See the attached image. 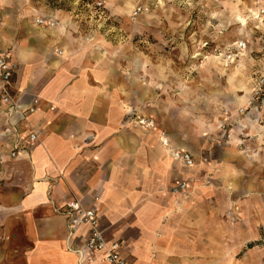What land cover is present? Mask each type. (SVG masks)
Returning a JSON list of instances; mask_svg holds the SVG:
<instances>
[{
    "label": "crops",
    "instance_id": "0c3cea01",
    "mask_svg": "<svg viewBox=\"0 0 264 264\" xmlns=\"http://www.w3.org/2000/svg\"><path fill=\"white\" fill-rule=\"evenodd\" d=\"M94 8L98 25L79 17L81 8L0 0V53L8 51L17 64L12 89L18 104L39 101L27 118L41 130L40 141L28 145L26 123L0 115V264H109L102 253L90 263L81 258L88 227L71 233L60 214L72 198L96 210L105 239L118 244L125 264H235L237 251L258 239L264 226L262 156L259 165L241 163L237 150L227 148L225 162L200 178L199 166L175 161L157 130L133 120L153 118L172 148L198 160L203 140L224 117L221 111L238 104L239 79L229 82L227 76L235 67L250 75L256 61L251 48L227 66L221 63L224 71L215 60L201 71L192 61L194 72L185 71L179 60L202 52V43L226 53L236 41L227 44L218 32L189 43L184 30L165 37L167 50L149 44L141 57L137 40L128 50L107 39L100 28L108 19L106 5ZM37 17L44 22L37 24ZM151 25L156 38L157 24ZM131 27L134 37L136 22ZM226 70L224 82L220 74ZM206 71L215 76L211 82ZM11 133L24 146L14 156ZM193 171L189 186L201 188L171 193L173 181ZM259 249L247 247L240 263L252 264L249 252Z\"/></svg>",
    "mask_w": 264,
    "mask_h": 264
},
{
    "label": "rangeland",
    "instance_id": "374dc122",
    "mask_svg": "<svg viewBox=\"0 0 264 264\" xmlns=\"http://www.w3.org/2000/svg\"><path fill=\"white\" fill-rule=\"evenodd\" d=\"M29 1L37 4V6L42 5L44 8H81L84 11L82 10L80 12L79 17L92 20V25H98V23H101L98 21H93L95 20L94 4L98 0ZM101 1L104 5H106V14L108 16V19H106L102 23L100 28L108 31L107 39H109L112 43H116L119 41L122 42L123 46H125V49L128 50H131V40H137L141 57L142 53H147V51L149 50V44L153 46L154 43H156L157 50L161 52H163L164 49L167 50L168 48L165 45L167 44V41L165 40V37L179 35L177 33L184 30L186 31L185 34L187 35V40L189 41V43L191 41V37L193 38L199 36V38H209V35L217 34L218 32L220 38H222L221 40H226L224 42H227V44L229 41H236L235 47H230L228 49L226 45V53H223L222 51L224 49H221V47L214 45V43H208V46L202 48V52L194 54V58H192V55H187L188 57L186 59L179 60V63L182 65L183 70L185 71L192 70V72H194L195 65L194 63V66L192 65V61H195V64L198 66V70L201 71L202 66L206 67V61L211 63L215 62L212 59H208L212 57L221 58L222 60H224V65L226 64L227 66V62L233 61L235 57L238 56L242 58L244 50L251 48L252 57L256 61L253 63V69L252 72H250V75H248V73L241 72V74L237 72V68L235 67V69L229 72L227 76L229 82H232L234 80V77H236V79H239V82L237 84H234L235 88L239 89V92H236V96H244L246 101L243 105L237 104V106H235L233 110L223 109L221 111L222 115L224 116L223 119L217 124L216 130L210 132L203 140L204 142L202 149L199 151L198 160H195L193 158L192 166L200 167V178L204 177L208 170L209 173H207V175L210 176L211 171H213V166L225 162L223 159V154L227 148H235V150H237V152L239 153L238 160L241 163L247 161L251 162V164L253 165H259L261 156L262 159H264V102L254 103L252 106L246 105V102L247 99H249L256 78L260 73H264V7H261L259 9L255 4L257 0ZM126 4L129 6H127ZM236 6L239 8L241 15L245 18V24L240 23L236 18ZM252 7H257L260 16H256V14L251 11L253 16H251L250 18V12L248 8ZM134 10H136V14L132 16L131 14ZM120 13H123V15ZM124 14L129 15L126 16ZM164 21L169 27H164ZM132 22H136V25L138 26V31L136 35H134V37L131 36ZM173 22H177V24ZM154 23L157 24V26L155 27L156 32L154 33L158 35L156 38L153 37L154 31L153 27H151V24ZM97 25L96 27H99ZM118 25L122 26L123 29L119 30ZM168 30H170L172 33L169 34ZM183 38L184 37L182 36L181 39ZM237 41L244 42L245 48L239 49L240 47H238ZM188 47H190L189 44L187 45V48ZM199 56H202L201 60H203V62L201 60H196ZM145 58L147 57L145 56ZM208 65L213 66L212 64ZM220 66V69H223V71L224 69H227V67L221 65V63ZM259 66H261V68H259ZM233 67L234 66H232L231 68ZM226 72L227 70L220 74V77L222 79L224 77V82L226 80ZM206 73L208 74L204 77H207V81L211 82L210 79L215 76H213L210 72L206 71ZM175 83L177 87L182 85V83L180 82H174L173 84ZM164 94V91H162L160 94L158 93L157 98L162 97ZM232 99L235 100V97L233 96ZM247 118L249 120H246L245 125H243L242 120ZM261 166L264 165L261 164ZM192 173H194V171L191 172V174L188 175L187 178L188 182H191L193 184L195 182L196 175ZM200 188L201 187L197 188V186L188 185V189L186 190V192L182 193H186V195H189L196 192L195 190H198ZM233 216L234 219L238 221L237 216H239V214L237 213V210L233 212ZM243 245L244 246L242 247V250L237 251L236 253L235 264H241L240 262L245 257L243 253L244 251H246L247 247H259V250L261 251H259V253H257L255 250L250 251L251 253L249 252L248 258L249 261L251 260L252 264H264V226H261L259 228L258 239H253ZM257 254H259V256Z\"/></svg>",
    "mask_w": 264,
    "mask_h": 264
},
{
    "label": "built area",
    "instance_id": "2783aa9c",
    "mask_svg": "<svg viewBox=\"0 0 264 264\" xmlns=\"http://www.w3.org/2000/svg\"><path fill=\"white\" fill-rule=\"evenodd\" d=\"M95 6L98 9H101L103 7L102 1H96ZM134 14H136V10H134L131 15L133 16ZM35 22L37 24H41L44 22V19L37 17ZM47 23L50 27L55 24L54 21H48ZM237 42H239L238 45L245 48L244 42ZM206 46H208V42L202 43V47ZM193 56L194 54L192 55V58H194ZM16 69L17 64L12 62L10 53L8 51L0 53V115L4 114L9 116V118L13 117L16 120L22 119L23 122L26 123L24 141H27L26 143L28 145H32L40 141L41 130L30 123L27 116L35 110L39 101L37 99H33L26 105L18 104L12 89V73ZM258 102H264V73H260L256 78L246 105L252 106L254 103ZM134 122L136 125L145 129L157 130L159 142L167 149V152L172 156V158L183 164L185 167H192V155L186 150L172 148L166 130L158 128L157 123L153 118L136 116ZM11 134H13L14 141L11 145L10 155L14 156L24 146L23 141H21V137L18 136L16 138L15 133ZM188 185V178H177L173 181L170 191L173 194L186 192ZM60 214L66 217L71 233L74 228L79 226L85 225L88 227L83 250L79 252L81 253V258H84L85 262H92L97 254L102 253L103 259L109 264H125L124 258L118 251V244L115 242L108 243L105 239L99 225V217L96 210L87 208L79 200L72 198L65 203L64 209L60 212Z\"/></svg>",
    "mask_w": 264,
    "mask_h": 264
},
{
    "label": "bare ground",
    "instance_id": "6f19581e",
    "mask_svg": "<svg viewBox=\"0 0 264 264\" xmlns=\"http://www.w3.org/2000/svg\"><path fill=\"white\" fill-rule=\"evenodd\" d=\"M126 3H127V2H126ZM255 4H256L257 7L260 9L261 7H264V0L256 1ZM126 5H127V4H126ZM127 6H129V5H127ZM257 7H256V10H255L254 8H249V10L252 11L254 14H256V16H260ZM121 8H122V7H121ZM235 10H236V18H237V20H238L240 23L245 24V18L241 15V13H240V11H239V8H238L237 6H236ZM238 44H239V42H238ZM238 47H240L239 49H244V48L241 47L240 45H238ZM207 55H208V54H207ZM208 59H212V60L218 61V62H220V63H223V60L220 59V58H218V57H212V58H208ZM245 101H246V100H245L244 96H238V97H237V103H238L239 105H243V104L245 103ZM246 120H249V119L247 118V119H243V120H242V121H243V125H245ZM133 121H134V120H133ZM254 128H255V127H254Z\"/></svg>",
    "mask_w": 264,
    "mask_h": 264
}]
</instances>
